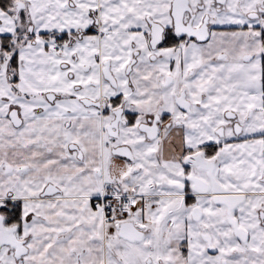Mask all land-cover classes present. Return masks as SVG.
I'll return each instance as SVG.
<instances>
[{
  "label": "snow or ice",
  "instance_id": "obj_1",
  "mask_svg": "<svg viewBox=\"0 0 264 264\" xmlns=\"http://www.w3.org/2000/svg\"><path fill=\"white\" fill-rule=\"evenodd\" d=\"M0 264H264V0H0Z\"/></svg>",
  "mask_w": 264,
  "mask_h": 264
}]
</instances>
